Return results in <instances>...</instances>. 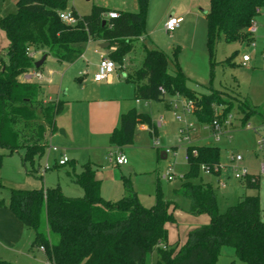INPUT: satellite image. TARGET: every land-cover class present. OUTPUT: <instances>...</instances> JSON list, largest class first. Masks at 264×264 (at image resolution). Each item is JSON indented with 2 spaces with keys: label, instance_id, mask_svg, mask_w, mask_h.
Segmentation results:
<instances>
[{
  "label": "trees",
  "instance_id": "trees-1",
  "mask_svg": "<svg viewBox=\"0 0 264 264\" xmlns=\"http://www.w3.org/2000/svg\"><path fill=\"white\" fill-rule=\"evenodd\" d=\"M137 1V12L121 11L113 19L105 17L108 11L101 6L83 16L74 11L78 16L74 25L59 17L68 0H17L15 12L0 15V28L9 41L7 53L0 57V149L5 150L0 153V169L5 156L23 151L22 161L28 172L37 173L50 146L47 134L57 131L56 120L64 109V101L46 100L45 84L20 81L21 75L43 68L35 67L37 60L32 54L41 50L58 63L72 64L82 57L90 42H106L110 44L109 57L122 66L146 33L150 0ZM209 1L206 20L211 58L221 41L254 40L250 26L262 13L264 0ZM125 80L134 84L137 100L163 101L167 106L176 95L193 100L194 115L200 122L211 124L215 118L223 121L232 107L215 116V107L225 103L221 99L224 92L211 89L204 94L190 88V78L180 67L177 50L170 59L158 48L145 47L142 66L128 73ZM233 98L244 122L261 113L248 101ZM140 122H147L157 133L149 115L133 108L121 115L120 125L111 134L112 143L119 148L131 145ZM187 162L189 169L174 192L189 199V213L207 214L210 222L190 230L181 246L169 244L167 224L176 222L175 201L166 200L157 189L155 204L143 205L129 177L123 178L122 198L106 200L101 195L97 168L91 162L83 164L80 172L75 171L74 162L69 163V172L83 189V196H67L59 186L10 188L9 208L32 230V246L43 248L51 264H148L153 254L156 264H217L225 246L232 247L243 264H264L260 196L245 194L222 212L217 190L211 182L204 181L202 171V166H207L213 174L220 173L214 171L220 166V148L212 144L189 145ZM243 179L245 189H260V176L249 174ZM0 264L13 263L0 259Z\"/></svg>",
  "mask_w": 264,
  "mask_h": 264
},
{
  "label": "rangeland",
  "instance_id": "rangeland-1",
  "mask_svg": "<svg viewBox=\"0 0 264 264\" xmlns=\"http://www.w3.org/2000/svg\"><path fill=\"white\" fill-rule=\"evenodd\" d=\"M181 1L150 0L146 17V33L144 34L147 43L144 45L137 41L135 49L126 56L124 66L128 67V71L139 68L145 58V46L164 51L170 59H172L174 51L177 50L180 67L184 68L183 70H186L185 72L191 77L188 83L190 88L204 94L209 93L211 89L227 93L221 95V99L225 103L215 107V116L223 115V109L232 106L228 113L229 116L231 115V125L223 127L218 140L214 136L210 123L200 122L193 114L187 115L185 118L188 123L193 124L190 140H181L180 128L184 123L175 118L171 107L163 101L157 100L140 99V103H137L134 84L122 78L116 82H119L128 94L130 93L126 103L138 112L149 115L151 122L156 126L157 136H154L150 131H142L140 124H137L133 143L123 147L127 165L115 168L111 160L115 159L116 146L111 141V133H103L100 130V127L103 126L101 116L100 120L96 119V124L89 121L92 102L86 100L93 91L89 81L94 78L95 65L99 61V54L95 51L101 52L102 50L96 43H90L84 56L76 62L72 64L58 63L52 56H48L42 68L46 76L50 77V82L45 87L47 95H52L55 99L60 97L64 100L77 97L84 99L70 105L64 103V109L58 119L57 134L53 139H49L50 147L66 149L70 154L72 150L70 151L68 148H71L81 153V161L91 160L102 164L103 169L100 170L99 176L103 180L106 195L113 199L112 201L120 200L123 195L122 193L114 194L116 189L113 190V170L116 171L117 179L120 181H123V174H131L138 197L141 203L147 207L154 203L157 189H160L166 200L175 201L178 204V208L174 210L176 222L168 224L169 239L172 244L186 241L188 230L198 226L196 222L198 217L191 215L188 211L189 199L174 192V189L181 185L183 176L189 169L187 162L189 145L213 144L218 146L222 167L233 165L231 160L233 156H241V168H247L251 175L260 176L259 190L242 187L244 179L235 178L231 171L221 177V180L227 181L226 188L219 186L218 180L220 179L212 174H203L204 181L211 182L216 188L218 205L222 212L228 206L236 204L239 197L245 194H258L264 219V176L260 169L263 153L259 148V141L264 138V9L256 18L258 30L251 43L221 41L216 46L214 57L211 58L207 46V24L204 26L203 23L202 32L198 28L193 33V27V29L187 30V34L183 33L177 38L174 36L179 29L169 33L164 28L163 23L167 15L176 11L177 8H184L185 5ZM95 6L104 7L107 11L137 12L139 9L137 0H68L66 10L75 11L78 15L83 16L90 14ZM209 7V4H202L201 9L209 11ZM199 10L200 8L198 12L203 15V12ZM15 11L16 2L14 0H0V15H7ZM182 26H185V22ZM0 45V47L7 45L5 38L2 39ZM4 48H1L0 51H4ZM41 52V50L37 52L36 59L41 57ZM245 54L251 57L249 64L243 63ZM170 67H173L171 62ZM84 70H87L85 74H83ZM80 78L85 79L86 82L83 83ZM63 92L67 94L64 95ZM233 96L248 101L261 113L251 115L244 122V115ZM161 119L163 124L159 126L158 122ZM63 125L70 128L68 136L60 134V130L64 129ZM50 150L40 160L42 170L46 163L52 166L55 159L59 157V152ZM162 151H169L166 159L161 158ZM4 152L5 150L0 149V153ZM22 155L23 151H20L7 155L3 159L0 169V209L4 208L12 213L9 208L10 188L35 189L41 188L44 184L50 186L52 184L47 181L51 178L55 183L57 181L61 183L65 189V195L75 197L76 194L70 190L80 187L70 181L63 169L48 170L44 178L41 179L37 174L28 173L23 165ZM169 168L173 170V180L163 177ZM23 227V235L18 244L8 246L0 241V259L16 264H50L46 255L39 248L31 245L32 230ZM18 250L22 252L19 253ZM154 258L156 255H151L148 264L152 262H154L152 264H156ZM217 264L243 263L237 259L232 247L225 246Z\"/></svg>",
  "mask_w": 264,
  "mask_h": 264
},
{
  "label": "crops",
  "instance_id": "crops-1",
  "mask_svg": "<svg viewBox=\"0 0 264 264\" xmlns=\"http://www.w3.org/2000/svg\"><path fill=\"white\" fill-rule=\"evenodd\" d=\"M14 1L16 2L17 0H14ZM181 2L183 3V5H185L184 8L183 9H181V8L178 9L177 8L176 11H173V12L169 13L167 15V17H166V20H164V23H163L164 24L163 25L164 28H165V22L167 21V19L170 16H176V17L181 18L182 22H181L180 26L177 28L179 30H178V33L174 36L175 38H177L178 36H181L183 33L187 34V30L193 29V27H194L193 33H195L198 28H199L200 32H202L203 23H204V26H206V24H207L206 15H207L208 11L201 9V6H202V4L203 5L204 4H209V6H210V1L209 0H182ZM199 8H200L199 11H202L203 15L198 12ZM111 11L121 12V11H115V10H110L108 12H111ZM184 22H185V26H182V24ZM3 38L6 39L7 45H4L3 47H0V49L5 47L4 51H0V57L1 56H5L6 51L8 50V48H6V46L9 47V41H8L4 31L1 30V28H0V42H2ZM138 41L144 43V45H145V43H147V38L143 35ZM90 43H96V45L100 48V43H97V42H90ZM145 47L149 48L147 46H145ZM114 49L115 48L112 47V50H114ZM149 49H153V48H149ZM101 50H102L101 52H99L98 50L95 51L97 54H99V59H100V54L101 53L108 54L107 50L106 51L103 50V49H101ZM84 54L82 56H84ZM36 55H37V52H35L33 54L35 59H36ZM43 56H44V53L41 52V57L39 59H36V60L37 61L40 60ZM46 60H47V58H46ZM46 60H45V62H46ZM97 64L95 65L96 72H97V69H98L97 68ZM0 66H1V61H0ZM181 69H182V67H181ZM133 70H136V69H129V71H128V67L124 66V64H123L122 66H118L117 67V70H116L115 74L112 77H110L108 80L97 82V81L94 80V78H91V80L89 81V82H91L90 85H92V88H93V91L89 94L90 96L88 95L89 97H87L88 99H86L87 101L89 100L90 102H92V106L90 108V114H89L90 115L89 121L91 123H93V124H96V122H97L96 119L100 120V116H101V120H102V125L103 126L100 127L101 128L100 130L103 131V133H111L112 134V132L119 126L121 115L123 113H126L127 111L133 109V107L129 106V104L126 103L127 100L130 97V93L128 94L126 92V90H124L121 87V84L119 82L118 83L116 82L117 80H121L122 78L125 79L127 77L128 73L132 72ZM85 71H87V70H84L83 74H85ZM185 71L183 70V72L191 79L190 75L188 73H186ZM41 72H43V70H41ZM26 74L27 73H25V74H23V75H21L19 77L20 81H22V82L29 81L28 78L26 77ZM43 74L46 77V81L41 82V83L45 84V86L46 85L48 86V84L50 82V77L46 76V74L44 72H43ZM80 79H82L83 83L86 82L85 79H83V78H80ZM31 81L35 82L36 80H31ZM134 93H135V88H134ZM63 94L66 95L67 93L63 92ZM46 100L47 101H59L60 100V101L66 102L67 104L70 105L71 103H74V102H77V103L81 102L84 99H81V98L79 99L77 97L75 99H70L69 98L67 100H64V99H61L60 97L55 99L54 96L47 95V99ZM173 100H174V97L171 98V102ZM136 102L140 103V100L136 99ZM171 102H170V107L172 109ZM143 114H145V113H143ZM59 117H60V115H58L57 120H56V125H57L58 129H59V126H58ZM159 122H158L159 126L163 124V122H162V124H159ZM138 124H140V129L142 131H150V132L153 133L154 136H157V133L154 134V129L147 122H140ZM63 126H64V129L60 130V134L64 135V136H68L70 134V132H69L70 128L66 127V125H63ZM56 134H57L56 132H54V133L49 132L47 134L48 142H49V139H53L56 136ZM49 148H50V146H49ZM68 149L70 151L72 150L71 154L68 153L66 149H60L61 152L65 153L69 157V162L67 164L60 165L58 163V161H59V159L61 157V153L59 152L60 153L59 157L55 159V161H54L52 166L50 164L46 163L45 168L42 170L41 169V163H40V167H39L40 169L35 174L39 175L41 177V179H43L48 170L63 169L64 170V174L70 179V181L72 183H76L73 180V177H72V175L69 172L70 171L69 163L70 162H74L75 171L76 172H80L81 171V166L83 164H85L87 162H91L97 168V178L101 180V195H102V197L104 199H106V200H113V199L109 198L106 195L105 189L103 188V180L99 176V172H100V170L103 169V165L100 164V163L93 162L91 160H88L86 162L85 161H81L82 160L81 159L82 156H80L81 153H78V152H76V150L71 149V148H68ZM48 150H50V149H48ZM50 151H53V150H50ZM119 152H122L124 154L123 148L116 147V152L114 154V158L116 157V155ZM168 154H169L168 151H162L161 152V158L166 159L168 157ZM111 162H112V165L115 168H122V167H125L127 165V164L117 165L115 163L114 159H112ZM240 166H242V165H240ZM228 167L229 166L226 167L227 168L226 170H223V171H225L227 173L221 171L219 174H213L212 173V175H215L218 179L221 180L222 179L221 177H222L223 174H228V172L231 171ZM172 172H173V170H172ZM164 175H163V177H164ZM253 175H255V174H253ZM117 176L118 175H117L116 171L113 170L112 171V177H113L112 178V183L114 184L113 190L116 189V193H114V194L117 195L118 193H122L124 195L123 181L122 180L121 181L118 180ZM124 177H129L131 179V181L133 183V187H134V182L132 180L131 174H123L122 175V179ZM173 179H174V176H173ZM220 180H218V183H219ZM49 181H50V184H52L50 186H53V187H58L59 186L61 188V190L63 191V193L65 194V192H64L65 189L61 185V183H59V181H57V183H55L54 181H52V178L49 179L47 182H49ZM222 181H224V180H222ZM225 183H226V186H225V188H226L228 186L227 181ZM76 185L79 186L77 183H76ZM50 186L44 184L41 188H49ZM134 190L136 191L135 187H134ZM70 192L76 194L75 197H81V196L84 195L83 189L81 187L80 188H73L72 190H70ZM136 193H137V191H136ZM111 196H113V195H111ZM155 200H154V203L152 205L155 204ZM152 205H150V206H152ZM174 215H175V213H174ZM194 216L198 217V218H196V222H197L198 226H195V227H199L202 224L203 225L207 224L208 221L210 220V217H209V215L207 216V214L194 215ZM23 226L24 225L21 223V221H19L17 218H15V216L9 210L4 209V208L0 209V241H2L3 243H6L8 246H13V244H18L20 242V240H21L22 235H23V229H24ZM167 228H168V224H167ZM190 230H192V229L190 228L188 230L187 234L189 233ZM168 231H169V228H168ZM32 241H33V239H32ZM171 242L172 241L169 239V244L170 245H172ZM184 242H185V240L183 242L180 241V242H177V243L179 244V246H181ZM31 245H32V243H31ZM9 249H10V247H9ZM40 250L44 253V251L42 249H40ZM18 251H19V253L22 252L21 250H18ZM153 260L156 261V258H154ZM153 260H151V261H153ZM48 263H50V262L48 261ZM152 263H154V262H152ZM13 264H16V263H13Z\"/></svg>",
  "mask_w": 264,
  "mask_h": 264
},
{
  "label": "built area",
  "instance_id": "built-area-1",
  "mask_svg": "<svg viewBox=\"0 0 264 264\" xmlns=\"http://www.w3.org/2000/svg\"><path fill=\"white\" fill-rule=\"evenodd\" d=\"M118 16H119V13L114 12V11L107 12L105 14V17L107 19L117 18ZM59 17L64 23H66L68 25H74L78 21V16L74 13V11L62 10L59 12ZM181 22H182L181 18L176 17V16H170L167 19V21L165 22L166 31L169 33L174 32L180 26ZM257 30H258V25H257L256 21H254L252 23V25L250 26V32L253 35H255ZM263 45H264V42H263ZM250 61H251V57L249 55L245 54L243 56V63L248 64V63H250ZM117 67H118L117 63L113 59H111L108 54L101 53L99 62L97 64L98 69L94 75V80L97 82L108 80L110 77H112L115 74ZM26 77L28 78L29 81H31V80H36L37 82L46 81V77L44 76L43 72H41V71L27 72ZM171 106H172V110H173V114H174L175 118L179 122L184 123L183 126L180 128L181 140H190V132L193 129V124L188 123L185 118L187 115L195 113V111H196L195 102L193 100L183 98L180 95H176V96H174V100L171 102ZM230 119H231V115L230 116L228 115L225 119H223V121H221L219 118H215L213 120V122L210 124L211 128L214 131V136L217 140L220 138L221 130L223 129V127L231 125ZM162 122H163V120L161 119L159 124H162ZM259 148H260L261 152L263 153V158L261 160L260 169H261V174L264 176V138H262L259 141ZM49 149H51L55 152L61 153V157L58 161V163L60 165H65L69 162V157L65 153L61 152V150L58 147H50ZM194 153L196 154V151H194ZM231 160L233 162V165L229 166L228 168L234 174L235 178L243 179L249 175L247 168H241V166H240L241 161H242L241 156H239V155L233 156ZM114 161L117 165L127 164V159L122 152H119L116 155ZM226 169H227L226 167H222L220 165L219 167L214 168V171L215 172H221V171L226 170ZM202 171L204 174H212V169L210 167H207V166H202ZM164 178H166L168 180L173 179V172H172L171 168L168 169L167 173L164 175ZM219 186L225 187L226 183L224 181L220 180ZM163 248L166 249L167 246L164 245ZM42 250H44V249L42 248Z\"/></svg>",
  "mask_w": 264,
  "mask_h": 264
},
{
  "label": "water",
  "instance_id": "water-1",
  "mask_svg": "<svg viewBox=\"0 0 264 264\" xmlns=\"http://www.w3.org/2000/svg\"><path fill=\"white\" fill-rule=\"evenodd\" d=\"M109 47H110L109 43H106V42L100 43V48L103 50L108 49ZM47 56H48L47 54H44V56L35 63V67L40 68L41 66H43Z\"/></svg>",
  "mask_w": 264,
  "mask_h": 264
}]
</instances>
